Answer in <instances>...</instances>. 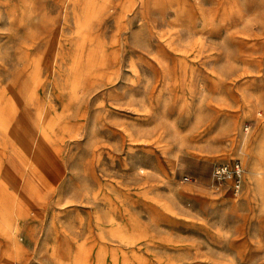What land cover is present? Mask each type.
Segmentation results:
<instances>
[{
  "label": "rangeland",
  "instance_id": "1",
  "mask_svg": "<svg viewBox=\"0 0 264 264\" xmlns=\"http://www.w3.org/2000/svg\"><path fill=\"white\" fill-rule=\"evenodd\" d=\"M0 125V264H264V0H0Z\"/></svg>",
  "mask_w": 264,
  "mask_h": 264
},
{
  "label": "bare ground",
  "instance_id": "2",
  "mask_svg": "<svg viewBox=\"0 0 264 264\" xmlns=\"http://www.w3.org/2000/svg\"><path fill=\"white\" fill-rule=\"evenodd\" d=\"M4 129H5V126L2 125L1 128H0V132H3ZM6 135H7V133H6ZM37 139L38 138H35V137L32 138L31 143H32L33 146H35V144L37 142ZM245 139H246V137H245ZM243 144H244V142H243ZM258 144L259 143H257L256 145H258ZM253 152H254L253 149L250 148V146H249V148H248V158H251V156L253 155ZM8 169H9V167L4 165L2 163V161L0 160V176H3V174ZM251 169H252L253 172L256 171V167H255L254 163H253V165H251ZM1 171H3V172H1ZM11 221L12 220L10 219V216H8L2 210V208L0 207V237H3L6 240V244H5L6 248H4V250H3V253H5V255L4 254L3 255L6 256L8 259H11L12 255L16 254L17 252H19L21 250V247H22L21 246L22 244H21L19 236H18V231L15 229V227H13V225L11 224Z\"/></svg>",
  "mask_w": 264,
  "mask_h": 264
},
{
  "label": "built area",
  "instance_id": "3",
  "mask_svg": "<svg viewBox=\"0 0 264 264\" xmlns=\"http://www.w3.org/2000/svg\"><path fill=\"white\" fill-rule=\"evenodd\" d=\"M241 174L242 167L237 160L218 163L212 167L211 171L213 181L216 183L230 181L235 191H238L240 188Z\"/></svg>",
  "mask_w": 264,
  "mask_h": 264
}]
</instances>
